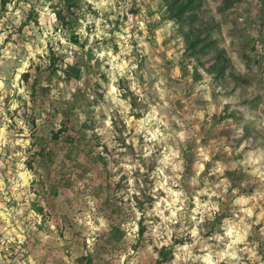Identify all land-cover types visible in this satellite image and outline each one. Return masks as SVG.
<instances>
[{
	"label": "rangeland",
	"instance_id": "obj_1",
	"mask_svg": "<svg viewBox=\"0 0 264 264\" xmlns=\"http://www.w3.org/2000/svg\"><path fill=\"white\" fill-rule=\"evenodd\" d=\"M221 6L196 59L160 0L0 1V264H264V0Z\"/></svg>",
	"mask_w": 264,
	"mask_h": 264
},
{
	"label": "trees",
	"instance_id": "obj_2",
	"mask_svg": "<svg viewBox=\"0 0 264 264\" xmlns=\"http://www.w3.org/2000/svg\"><path fill=\"white\" fill-rule=\"evenodd\" d=\"M1 1V9L2 11H5L7 9V5L10 0H0ZM164 3V5L167 8V13L169 16V19L172 21H175L179 24L180 27H182V30H186L183 33V39L185 43H187V49L190 51L191 57H195L196 59L202 56H206L210 54L215 47V42H211L210 38L211 35H213V32L210 31V29H206L202 27L201 30H198V26L196 25V22L199 20V14L201 9V0H160ZM222 6L220 10H229L232 7H234L240 0H221ZM70 10V9H69ZM1 12H0V18H1ZM60 19L64 20L65 16H62L61 13H58ZM247 60L246 67H249L251 65V58L248 56H244ZM214 60L212 65L210 66L208 72L211 74H216L217 79H223L226 77L227 72L230 69V59L226 57L225 54L222 52H218L216 56L213 58ZM257 62V61H255ZM197 71V70H196ZM80 71L77 72V69L74 68V70H70L66 72L67 77L71 78L72 76L78 75ZM58 133H62L59 131ZM56 133L54 135L55 138H58L59 135ZM70 145H77L78 144V138L77 135H70ZM96 162V160H94ZM227 177L230 180L231 183V191L236 189L238 187L237 182L241 180L240 174L237 171L233 172H227ZM108 205L112 207L111 200H108ZM120 212L117 210V208L112 210V215H117ZM111 215V218L113 219V216ZM119 216V215H118ZM221 219H218L217 223H221ZM120 229L118 227H112L111 228V238H118L120 234ZM174 258V248L173 246L169 247H163L159 252V258L156 262V264H164L172 261ZM92 257H84L81 259V261H86V264H94V260H92Z\"/></svg>",
	"mask_w": 264,
	"mask_h": 264
}]
</instances>
